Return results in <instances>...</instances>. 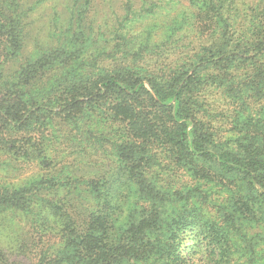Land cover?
Returning a JSON list of instances; mask_svg holds the SVG:
<instances>
[{
  "label": "trees",
  "instance_id": "1",
  "mask_svg": "<svg viewBox=\"0 0 264 264\" xmlns=\"http://www.w3.org/2000/svg\"><path fill=\"white\" fill-rule=\"evenodd\" d=\"M72 1L80 4L69 8L61 38L26 53L28 20L41 0H0V154L42 172L15 187L0 185V214L30 217L27 235L37 240L27 260L20 236L0 239V264H177L176 244L154 238L175 192L154 178L163 156L195 176L237 181L253 196L251 205L264 201V118L250 113L264 98V0L263 28L249 37H232L241 33L225 12L235 0L203 1L207 9L194 19L201 29L185 52L166 37L169 30L153 41L112 43L88 19L95 0ZM233 123L240 130L230 134L224 128ZM55 147L74 154L76 166L56 162L49 153ZM62 176L67 202L55 198L54 179ZM70 179L83 188L70 192ZM125 206L133 211L115 226ZM186 216L173 237L194 233L193 254L203 241L205 264H217L215 228L195 211ZM53 234L57 249L43 240ZM13 241L22 260L8 248Z\"/></svg>",
  "mask_w": 264,
  "mask_h": 264
},
{
  "label": "rangeland",
  "instance_id": "2",
  "mask_svg": "<svg viewBox=\"0 0 264 264\" xmlns=\"http://www.w3.org/2000/svg\"><path fill=\"white\" fill-rule=\"evenodd\" d=\"M26 1L27 3L36 2V0ZM203 1L205 0H95L92 3L93 8L88 12V19H92L95 30L99 27L100 31L112 40V43L117 44H123L132 37H137L138 40L151 37L150 41H153L169 30L166 37L173 35L174 44L172 45L185 52L189 49L186 46L187 43L193 41V31L201 29L198 27V21L194 23V19L199 11L205 12L207 9L208 3L206 2L205 6ZM79 4L72 0H41V3L32 10L28 20L30 25L27 28L29 35L26 53L36 51L37 46H43L45 42H55L57 38H61L62 30L68 23L65 21L73 12V8H69L72 5L77 8ZM262 6L259 0H235L233 8L225 12L229 26H232L236 17L234 28L241 33L232 37H249L261 31L263 28V23H260ZM116 33V39H113ZM138 54L153 55L148 49H139ZM231 105L235 107L229 112L230 116L232 120L234 118L237 120L239 117V113L236 112L237 104L232 101ZM250 113L258 120H263L260 118H264V98L253 102ZM235 125L236 123L226 124L224 130H230V134L238 133L240 128ZM49 153L52 158H56V162L62 163L61 166L69 165L71 169L76 166L77 160L70 164L74 154L68 156L64 150L56 147L49 149ZM92 158L99 162L102 156L94 154ZM177 164L180 163L163 156L155 167V180L171 184L175 191L171 196V204L164 206L160 213L156 225L159 234L154 237L157 238L156 245L167 246L175 243L178 254L182 258L177 264H205V256L208 255L205 253L203 241H201L203 244L199 253L195 255L192 252L195 250L194 233L185 230L184 233H178V237H173V234L183 226L184 221L191 218L186 215L195 211L203 215L217 232V234L214 233L217 242H212L218 249L217 264H264V201L261 198H255L254 201L257 204L251 205L249 200L254 199L253 196L243 188L240 189L237 181L232 179L233 182H231L229 178L214 180L201 178L193 175L187 168H175ZM39 173L42 172L36 163H25L0 154V185L15 187L26 181H33L34 176L36 177ZM54 180L57 185L55 198L67 202L70 197L65 196L66 192L60 191L59 188V184L62 181L65 184L67 179L62 176L60 181ZM71 187L83 188L82 184L76 183V179L69 180L70 192ZM76 201L72 204H76ZM132 211L130 206H125L120 211L115 226L125 222ZM26 218L24 214L23 216L11 213L0 214V239L10 242L12 237L15 239L17 235L20 236L19 241L23 243L22 248L25 245L26 257L30 260L34 258V253L31 252L35 251L33 243L36 244L37 240L34 241V236L27 235V221L31 218L29 217V220ZM43 240L47 241L46 245L52 246V249L60 246L58 235L45 236ZM19 241L17 243L13 241L8 248L17 251L14 253L20 254L19 260H22L23 249L17 250L20 247ZM16 255L13 259L18 262ZM8 262L12 261L8 260Z\"/></svg>",
  "mask_w": 264,
  "mask_h": 264
}]
</instances>
